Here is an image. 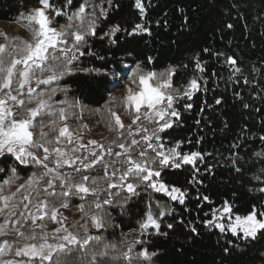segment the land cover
Listing matches in <instances>:
<instances>
[{
    "label": "trees",
    "instance_id": "obj_1",
    "mask_svg": "<svg viewBox=\"0 0 264 264\" xmlns=\"http://www.w3.org/2000/svg\"><path fill=\"white\" fill-rule=\"evenodd\" d=\"M43 1L0 0V22L20 23L28 35L0 50V93L39 30L35 16ZM48 3L59 42L33 71L35 89L18 96L16 114L37 110L30 131L39 159L62 144L63 127L91 132L109 148L94 166L68 170L53 184L40 161L0 157L2 186L43 181L16 192L15 201L27 196L31 205L42 201L70 212L76 244L46 264H264V229L244 237L211 223L224 206L233 216L264 215V0ZM127 69L136 88L148 77L170 96L176 114L147 151H134L116 123L122 97L109 98L108 72ZM18 85L16 77L9 91ZM146 171L177 196L156 192ZM40 237L22 220L8 242L20 250L38 247Z\"/></svg>",
    "mask_w": 264,
    "mask_h": 264
},
{
    "label": "rangeland",
    "instance_id": "obj_2",
    "mask_svg": "<svg viewBox=\"0 0 264 264\" xmlns=\"http://www.w3.org/2000/svg\"><path fill=\"white\" fill-rule=\"evenodd\" d=\"M55 16L56 13L50 7L48 0H44L38 6L35 20L39 30L25 51L24 57L16 58L10 69L5 89L0 93V157L10 155L23 163L28 159L40 161L47 166L49 184L56 181L63 182L70 174L68 170L74 172L76 167H82L83 164L94 166L109 148L103 150L104 140L92 138L91 132L72 134L63 127L62 144L50 151H44L43 157L39 159L35 157L32 149L35 143L31 139L30 131L37 110L29 111L24 118L16 114L20 105L18 96L24 92L31 93L35 89L36 78L33 71L43 65L46 51L54 48L59 42L57 27L52 24V18ZM26 33L27 30L20 23L0 22V50L6 42L12 41L14 45L17 44L28 36ZM130 71L127 69L124 73L108 72L111 78L109 98L122 97L114 115L116 123L121 130L130 134L134 151H147L157 136L171 126L172 118L176 114L170 96L165 98L158 90L152 88L148 77L141 78L136 88L129 79ZM16 77L19 78V85L10 92V84ZM93 120H96V117H93ZM84 127L88 129V126ZM129 166L134 171L144 170L143 166L132 164ZM156 176L157 174L146 171V180L151 182L156 192L175 198L177 192L165 188L156 180ZM42 182V179L26 178L20 179L12 187H4L0 184V264H46L55 251L76 244L74 237L68 231L72 221L68 209L49 208L42 201L31 205L27 196L15 201L16 192L24 187L31 189ZM48 186L50 185L46 187ZM77 188L84 192L81 186ZM125 188L132 191L129 185ZM22 220H29L32 227L41 232L42 242L38 247L26 246L14 250L9 244L8 240L18 233ZM211 223L217 230H226L232 235L253 237L259 230L264 229V215L260 219L254 214L245 217L233 216L228 207L224 206L214 212Z\"/></svg>",
    "mask_w": 264,
    "mask_h": 264
},
{
    "label": "bare ground",
    "instance_id": "obj_3",
    "mask_svg": "<svg viewBox=\"0 0 264 264\" xmlns=\"http://www.w3.org/2000/svg\"><path fill=\"white\" fill-rule=\"evenodd\" d=\"M151 120V119H150ZM150 122V121H149Z\"/></svg>",
    "mask_w": 264,
    "mask_h": 264
}]
</instances>
